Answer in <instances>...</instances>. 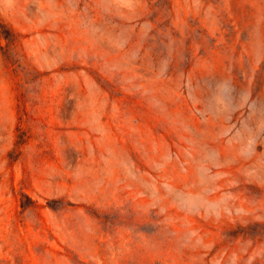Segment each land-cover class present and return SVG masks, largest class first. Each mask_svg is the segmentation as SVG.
I'll use <instances>...</instances> for the list:
<instances>
[{
	"label": "rangeland",
	"instance_id": "rangeland-1",
	"mask_svg": "<svg viewBox=\"0 0 264 264\" xmlns=\"http://www.w3.org/2000/svg\"><path fill=\"white\" fill-rule=\"evenodd\" d=\"M0 264H264V0H0Z\"/></svg>",
	"mask_w": 264,
	"mask_h": 264
}]
</instances>
